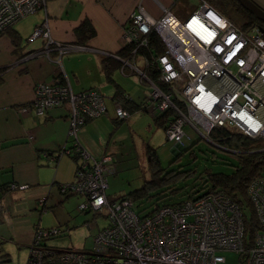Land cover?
Wrapping results in <instances>:
<instances>
[{
    "label": "built area",
    "instance_id": "2783aa9c",
    "mask_svg": "<svg viewBox=\"0 0 264 264\" xmlns=\"http://www.w3.org/2000/svg\"><path fill=\"white\" fill-rule=\"evenodd\" d=\"M197 1L198 7L184 20L167 9L156 20L138 6L123 27V47L133 45L135 54L154 31L165 54L152 61L139 58L141 68L115 56L122 64L120 72L125 74L127 68L150 86L145 107L153 119L172 111L174 116L164 132L177 147H184L183 138L190 140L185 127L215 147L221 146L210 134L219 128L264 140V33L257 26L243 29L236 25L210 0ZM45 6L46 0H0V34ZM48 27L47 20L36 26L28 41L42 38V53L48 58L50 50L56 51L55 63L59 64L60 56L72 47L55 43ZM151 66H156L164 88L147 77L146 69ZM64 104L69 108L68 136L73 144L59 153L76 157L77 163L73 181L60 184L59 192L83 197L79 209L104 213L107 225L94 235L89 250L52 246L49 241L63 230L38 226L25 264H224L221 253L226 251L237 253L240 264H264V177L254 179L247 189L257 223L247 245L242 209L224 193L162 205L149 215H139L132 199L107 197V176L116 170L114 157L104 154L95 159L76 141L80 127L106 113L101 94L94 89L74 93L59 75L52 83L35 86L29 108L41 115ZM128 117V111L115 103L116 120ZM17 187L26 188L10 186ZM43 203L44 199L38 206Z\"/></svg>",
    "mask_w": 264,
    "mask_h": 264
},
{
    "label": "crops",
    "instance_id": "0c3cea01",
    "mask_svg": "<svg viewBox=\"0 0 264 264\" xmlns=\"http://www.w3.org/2000/svg\"><path fill=\"white\" fill-rule=\"evenodd\" d=\"M175 1L46 0L45 9L19 20L10 32L0 34V68H6L0 74V264L10 261L8 249L13 246L24 248L29 254L36 227L61 229L56 220L40 223V216L37 217L34 211L41 208L38 202L42 199L46 210L49 196L56 198L53 204H61L59 185L72 182L76 169V163L70 156L59 153L72 148L73 144V138L68 136V105L53 107L41 115L35 114L29 108L35 86L52 83L60 75L74 93L90 89L100 93L106 113L80 127L76 141L95 159L104 154L114 157L117 150L113 136L118 128H122L124 121L132 126L135 117H130L131 114L144 113L142 110L132 111L126 120L117 121L112 99L117 86L136 104L143 105L146 100L140 99L136 80L124 78L134 76L129 75V69L124 70V77L119 75L122 74L120 70L114 71L110 81L102 70L101 60L117 56L123 47V27L138 6L157 20L163 9L173 12ZM181 18L186 19L185 16ZM45 20L51 39L72 47L60 56L59 64L55 63L56 51L50 50L48 58L42 53L45 43L42 38L32 42L26 39V44H23L24 38ZM83 21L91 24L94 36L79 44L74 31ZM10 33L15 35L17 44L12 43ZM134 63L143 67L140 59ZM27 106L26 112L20 110ZM48 155L54 160L50 161ZM12 185L26 188L11 189ZM107 197L109 200L118 199Z\"/></svg>",
    "mask_w": 264,
    "mask_h": 264
},
{
    "label": "rangeland",
    "instance_id": "374dc122",
    "mask_svg": "<svg viewBox=\"0 0 264 264\" xmlns=\"http://www.w3.org/2000/svg\"><path fill=\"white\" fill-rule=\"evenodd\" d=\"M198 5L197 0H176L172 7V13L179 20H184L181 16L187 18ZM231 18L238 25L242 23L241 17L237 14L233 13ZM28 37L24 38V45L26 44L25 40L28 41ZM119 75L125 76V74ZM124 78L130 79V81H132L131 79L136 80L139 97L145 101L148 94H145L144 91L149 93L150 86L141 84L138 75ZM105 99L109 102L107 98ZM130 117H135L132 126L124 121L121 125L122 128L119 127L113 136L117 150L114 155L116 170L115 173L107 176L108 187L106 189V193L111 199L139 190L152 179L153 170L146 153L148 147L155 151V160L158 161L157 164L161 169L194 172L174 184V189H178L175 195H170V190L161 186L149 191L147 196L134 200V210L139 215L150 213L156 206L185 201L189 196L191 198L199 197L203 193V191H199L200 180L198 178L200 175L204 177L205 173L230 174L234 170L233 166L237 163L234 151L212 146L189 128L185 127L184 132L190 140L183 138L184 147L180 148L174 142L166 139L164 130L155 125L154 119L148 112H135ZM256 143L264 145V140H258ZM192 144L194 145L191 147ZM190 147L191 151L188 150ZM183 149H187V151H183ZM176 158L179 161L175 163ZM68 195L58 192V196L62 200L59 205L58 202L53 204L56 198L49 196L46 210L41 211L38 207L34 213L37 214V217L40 216L42 224L51 223L53 220L59 222L63 232L49 241L52 246L89 250L93 246L94 235L107 225V220L104 213L95 214L93 211H81L79 205L84 202V198L77 195L68 197ZM243 213L249 218L251 211L245 208ZM8 251L11 257L7 264H25L28 255L24 248L17 249L13 246ZM221 255L224 257V264H240V256L235 252L226 251Z\"/></svg>",
    "mask_w": 264,
    "mask_h": 264
},
{
    "label": "trees",
    "instance_id": "16d2710c",
    "mask_svg": "<svg viewBox=\"0 0 264 264\" xmlns=\"http://www.w3.org/2000/svg\"><path fill=\"white\" fill-rule=\"evenodd\" d=\"M210 3L219 13L226 16L232 22H234V20L231 18L233 13L234 15L237 14L238 16H240L242 19V23L239 26L243 29L257 26L264 30V23L259 21L252 13L245 10L236 0H210ZM234 23L238 25L236 22ZM11 30L12 26L2 33H8ZM74 33L77 39V43L79 44H83L94 36V30L88 21L81 22L80 25L75 29ZM11 39L13 44H17L15 35L11 36ZM145 39L146 44L139 47L135 54L132 53L134 46L127 45L121 48L117 56L121 59L133 62L139 58L152 61L157 57L165 54V48L160 38L154 31H151L145 37ZM121 66V62L115 58L104 57L101 60L102 70L104 71L106 78L110 81H112L113 72L116 70H120ZM4 70H6V68H0V74ZM146 75L153 83H155L156 85L159 84L161 88H164V86L161 85L158 81V70L156 66H151L150 68L146 69ZM112 99L115 103L120 104L125 110H127L128 113L136 110H142L146 112L145 103L143 105L136 104L118 86ZM173 116L174 114L172 113V111L167 110L160 116L154 118L155 125L165 130L166 124ZM210 138L219 146L236 152L237 163L235 166H233L234 170L230 174L205 173L204 177L200 175L198 178V180H200L199 191H203L200 196L206 194L224 193L232 202L237 204L242 209V212L245 208L251 211L249 218H247L243 213L244 238L247 245L255 228L257 227L254 210L247 196V189L249 184L254 179L264 177V145L257 144L256 142L258 140L248 139L241 135H235L225 128L213 130L210 134ZM193 145L194 144H192L191 147ZM191 147L188 150H190ZM183 151H187V149H183ZM146 153L149 157L150 167L153 170L152 179L149 182L145 183L141 189L136 190L128 195L120 196L118 197V199L124 197H128L133 201L136 199H141L147 196L149 191L160 188L161 186L167 187V189L170 190V195H175L178 189H174V184L194 174V172L190 170L178 171L173 169H161L159 167V164H157L158 161L155 160V151L151 147H148ZM70 157L74 160L75 163H77L76 157L71 155ZM178 161L179 160L177 158L176 160H174L175 163ZM69 196L70 195H68V197ZM190 198L191 197L189 196L187 199ZM43 206L44 203L40 208L41 211H45V208ZM158 207L159 206H156L150 213H148V215L154 212Z\"/></svg>",
    "mask_w": 264,
    "mask_h": 264
},
{
    "label": "water",
    "instance_id": "95a60500",
    "mask_svg": "<svg viewBox=\"0 0 264 264\" xmlns=\"http://www.w3.org/2000/svg\"><path fill=\"white\" fill-rule=\"evenodd\" d=\"M236 1L245 10L252 13L259 21L264 23V0H236ZM261 30L264 32L263 29ZM218 148H222V147H218Z\"/></svg>",
    "mask_w": 264,
    "mask_h": 264
},
{
    "label": "flooded vegetation",
    "instance_id": "af4514ba",
    "mask_svg": "<svg viewBox=\"0 0 264 264\" xmlns=\"http://www.w3.org/2000/svg\"><path fill=\"white\" fill-rule=\"evenodd\" d=\"M262 29V28H261ZM264 33V32H263Z\"/></svg>",
    "mask_w": 264,
    "mask_h": 264
}]
</instances>
